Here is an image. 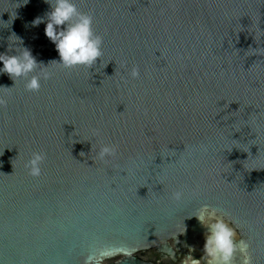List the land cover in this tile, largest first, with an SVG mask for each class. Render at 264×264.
Returning a JSON list of instances; mask_svg holds the SVG:
<instances>
[{
  "label": "water",
  "instance_id": "obj_1",
  "mask_svg": "<svg viewBox=\"0 0 264 264\" xmlns=\"http://www.w3.org/2000/svg\"><path fill=\"white\" fill-rule=\"evenodd\" d=\"M74 2L103 36L93 68L51 65L38 92L0 74V264L200 260L208 228L189 215L205 203L264 264V0ZM50 11L0 0V54L58 61L44 33ZM13 34L23 44L10 49ZM102 143L117 147L107 161ZM201 144L195 165L179 166ZM34 151L46 154L35 178L23 166ZM197 185L183 205L170 199Z\"/></svg>",
  "mask_w": 264,
  "mask_h": 264
},
{
  "label": "clouds",
  "instance_id": "obj_2",
  "mask_svg": "<svg viewBox=\"0 0 264 264\" xmlns=\"http://www.w3.org/2000/svg\"><path fill=\"white\" fill-rule=\"evenodd\" d=\"M28 2L29 0H22L23 4ZM43 2L51 8V11L46 14L47 23L44 33L48 40L54 44L59 60L43 66L38 64L27 48H18L19 55L0 54V64H2L0 74H7L15 82V85L22 81L24 90L28 92H38L41 88V81H49L55 76L56 71L51 65H55L59 69L77 67L90 69L96 65L98 59L103 57V36L94 32L92 14L81 12L74 0H43ZM41 23H45V16H38L31 22L33 27L39 26ZM9 41L10 49L15 45L23 44V41L15 34L9 38ZM120 68L127 71L129 79L135 80L140 77V70L137 66L128 70L127 63L121 61ZM34 72L36 74L30 75ZM6 103V98L0 95V107ZM100 135L99 129L92 130L93 137ZM184 151L186 155L179 160V166L187 168L195 165V154L197 152L206 153L208 146L201 144ZM116 153V145L102 143L96 155L99 160L107 161ZM45 159L46 154L43 151L32 152L31 158L23 164L28 175L34 178L41 176V165ZM199 191V185L191 189L182 186L171 193L170 199L176 205H183L188 199L196 198ZM193 215L208 228L204 243V256L198 260L188 255L183 260V264H202V261L203 264H236L237 253L242 257L240 264H253L248 243L243 239H236L235 229L223 215L218 213L217 209L205 203L201 204L189 216Z\"/></svg>",
  "mask_w": 264,
  "mask_h": 264
}]
</instances>
